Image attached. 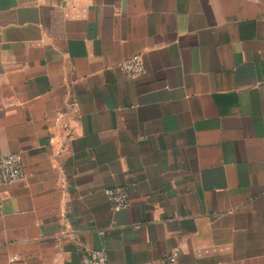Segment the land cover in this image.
I'll return each instance as SVG.
<instances>
[{"label": "crops", "instance_id": "1", "mask_svg": "<svg viewBox=\"0 0 264 264\" xmlns=\"http://www.w3.org/2000/svg\"><path fill=\"white\" fill-rule=\"evenodd\" d=\"M13 152L0 264H264V0H0Z\"/></svg>", "mask_w": 264, "mask_h": 264}, {"label": "built area", "instance_id": "2", "mask_svg": "<svg viewBox=\"0 0 264 264\" xmlns=\"http://www.w3.org/2000/svg\"><path fill=\"white\" fill-rule=\"evenodd\" d=\"M119 69L130 79H135L146 74L141 55L136 54L118 63ZM25 177L23 158L20 153L13 152L0 156V186L9 185L23 180ZM105 196L112 212L127 209L130 205L128 191L124 186H115L105 189ZM3 216V207L0 200V219ZM174 259L168 258V262ZM80 264H112L108 260L107 251L104 248L90 250L81 257ZM138 264H153L144 262Z\"/></svg>", "mask_w": 264, "mask_h": 264}]
</instances>
